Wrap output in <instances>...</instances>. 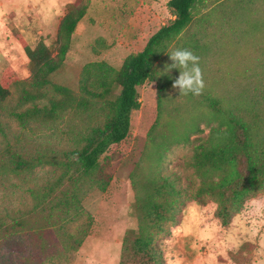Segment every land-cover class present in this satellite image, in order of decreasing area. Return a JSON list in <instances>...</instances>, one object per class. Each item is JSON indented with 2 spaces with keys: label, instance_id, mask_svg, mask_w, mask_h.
I'll list each match as a JSON object with an SVG mask.
<instances>
[{
  "label": "rangeland",
  "instance_id": "obj_1",
  "mask_svg": "<svg viewBox=\"0 0 264 264\" xmlns=\"http://www.w3.org/2000/svg\"><path fill=\"white\" fill-rule=\"evenodd\" d=\"M85 1L0 0V83L10 91L0 107V264H119L125 232L138 229L136 204L143 184L164 178L178 190L175 219L165 223L155 241L164 264H264V193L247 200L226 227L214 217L215 202L201 205L194 198L199 182L191 156L208 136L206 113L173 87L167 106L178 110L172 117L164 113L162 123L172 120L179 132L196 120L203 131L187 144L172 146L160 165L147 137L158 115L153 81L137 88L140 108L131 113L127 137L111 145L96 171L83 178L74 170L63 174L65 153L82 146L77 140L102 124L104 111L68 112L63 120L29 121L27 127L12 116L19 110L17 82L30 77L24 46L34 48L41 41L53 48L67 5ZM167 1L89 0L50 82L77 93L84 65L104 61L119 69L168 24ZM188 39L203 45L188 49L200 57L205 89L226 104L264 115V0H203L171 51ZM171 63L169 56L160 62L159 74ZM18 157H41L44 163L15 172L12 162ZM101 179L107 182L103 191L95 184ZM64 198L68 205L61 204Z\"/></svg>",
  "mask_w": 264,
  "mask_h": 264
},
{
  "label": "trees",
  "instance_id": "obj_2",
  "mask_svg": "<svg viewBox=\"0 0 264 264\" xmlns=\"http://www.w3.org/2000/svg\"><path fill=\"white\" fill-rule=\"evenodd\" d=\"M88 1L67 5L58 23L53 48L41 41L34 48L24 46L30 77L17 82L19 110L12 116L20 125L27 127L29 121L54 123L63 120L68 112L82 111L89 115L104 111L102 124L92 126L85 136L77 140L82 146L65 153L63 174L74 170L83 178L96 171L99 157L111 145L127 137L131 113L140 108L137 88L153 81L157 84L158 115L147 137L155 149L156 164L160 165L164 153L172 146L187 144L192 135L203 131L196 120L179 132L172 120L162 123L164 113L172 117L171 112L178 110L168 109L167 105L171 100L168 90L179 76V70L173 69L161 75L158 70L159 63L168 56L166 52L179 44L180 37L193 21V10L203 0H168L166 9L172 18L168 24L150 36L140 52L128 55L119 69L104 61L84 65L76 93L51 83L49 76L63 64L71 36L86 15ZM188 47L198 50L203 45H199L196 39H188L181 48ZM9 97L10 91L0 83V107ZM184 97L198 110L205 111L206 120L203 122L208 128L207 138L192 150L191 166L199 182L194 198L201 205L207 199L215 202L214 217L222 227H226L247 200L264 193V115L253 107L226 104L206 89L200 96L190 94ZM163 128L171 129L172 134L161 133ZM42 163L41 157L30 160L18 157L13 159L12 165L15 172H20L32 171ZM95 184L103 191L107 182L101 179ZM75 196L71 197L74 199ZM177 197L178 190L168 179L164 178L159 183L150 179L143 184V193L136 204L138 229L125 232L119 264H164L155 241L165 231V223L174 221ZM69 202L64 198L61 204L68 205ZM78 244L80 246L81 242Z\"/></svg>",
  "mask_w": 264,
  "mask_h": 264
},
{
  "label": "clouds",
  "instance_id": "obj_3",
  "mask_svg": "<svg viewBox=\"0 0 264 264\" xmlns=\"http://www.w3.org/2000/svg\"><path fill=\"white\" fill-rule=\"evenodd\" d=\"M172 63L165 65L166 73L173 69L179 70V76L174 80L172 87L182 96H200L205 89L203 70L200 67V57L189 49L177 48L166 52ZM162 73V74H166Z\"/></svg>",
  "mask_w": 264,
  "mask_h": 264
},
{
  "label": "crops",
  "instance_id": "obj_4",
  "mask_svg": "<svg viewBox=\"0 0 264 264\" xmlns=\"http://www.w3.org/2000/svg\"><path fill=\"white\" fill-rule=\"evenodd\" d=\"M167 3V2H166ZM172 19V18H171Z\"/></svg>",
  "mask_w": 264,
  "mask_h": 264
}]
</instances>
